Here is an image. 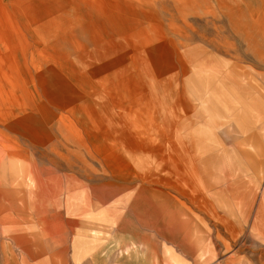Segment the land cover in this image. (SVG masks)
<instances>
[{"label": "rangeland", "instance_id": "1", "mask_svg": "<svg viewBox=\"0 0 264 264\" xmlns=\"http://www.w3.org/2000/svg\"><path fill=\"white\" fill-rule=\"evenodd\" d=\"M91 8L102 13L88 19ZM80 14L85 29L73 22ZM232 91L264 105V0H0V161L32 151L53 207L82 182L105 188L101 212L89 215L96 225H81L96 236L95 264H164L166 250L179 264H264V135L212 123L194 96ZM201 127L215 128L199 151L206 166L186 138ZM225 155L251 169L252 183L234 199L225 191L222 210L195 174ZM155 183L159 195L147 189ZM129 186L136 232L118 200ZM110 205L118 229L105 227Z\"/></svg>", "mask_w": 264, "mask_h": 264}, {"label": "crops", "instance_id": "2", "mask_svg": "<svg viewBox=\"0 0 264 264\" xmlns=\"http://www.w3.org/2000/svg\"><path fill=\"white\" fill-rule=\"evenodd\" d=\"M26 3L25 1L23 5ZM46 3L49 2L46 1ZM121 3L123 2L119 1L117 6H123ZM51 5L55 6V3ZM88 12L102 13L98 8H91ZM90 18L91 15L88 13V19ZM111 20H109L110 24L108 23L110 29L116 31L117 36L121 38L123 33L120 28H117V25L119 27L118 23L121 24L120 19H116V22H110ZM73 22L74 24L84 23L82 26L85 25V20L81 14ZM87 23L90 26L95 24L91 21ZM203 93H196L194 95L195 100L197 97L199 113L209 117L212 123L216 122L215 124L219 125V121H223V125L226 127H230L232 124L237 133L247 134L248 137L253 135L251 133L255 129L264 135V105L258 99L260 97L253 96V99H249L242 96L244 97V101H242L237 92L233 91L228 96L211 94L212 96L207 97ZM205 94L208 92L205 91ZM218 101L223 104L222 115L220 112L214 111V107L219 104ZM214 130L215 128L212 127H201L186 136L189 142L198 141L197 153L203 166H206V160H204L206 154L200 152L206 151L209 143L213 142L211 135H213ZM225 136L230 139L236 138V136L229 134ZM215 139L218 142L217 137ZM184 150L189 152V146L184 145ZM32 154V151L26 150L7 151L2 156L3 160L0 161V264H95L96 236L85 233L84 230H81V225H86L85 223L96 225V218L89 215L96 211L101 212L100 208L103 205L100 203L105 188H97L95 185L82 182L83 185H78L77 188L65 190L62 193L60 208L53 207V205H49L47 173L32 171ZM214 170L203 168L200 172L196 171L195 176L202 190L206 189L207 186L212 187L214 192L211 193V197L217 202L219 208L224 210L225 191H231V194H227V196L231 195L234 199V191L250 190L248 187L249 183H252L251 169L247 166L240 167L236 156L225 155L222 158H215ZM260 172L264 175L263 170ZM191 174H194V170ZM115 185H110V193H107L110 194V197H113L112 189H120V184ZM128 188L129 191L125 193L118 191L119 194L118 192L116 194H118L120 199H117L120 202L125 201L127 203V213L131 217L128 221L130 223L127 227L128 230L136 232L138 225L141 224V219L137 215L139 198L135 186ZM154 188L159 195L158 183H155V186L151 188L147 187L148 190ZM80 189H82V193ZM114 207L116 205H110L104 210V213L111 215L110 226L106 225V228L118 229L119 227L118 220H113V215L118 213L116 209H113ZM118 211L120 212V210ZM155 213L157 215L155 220L154 209H152L150 216L152 221L156 222L158 230V210ZM81 215H87V217L80 219ZM143 219L145 218L143 217ZM223 221L224 219L221 220V227ZM218 236L217 234L216 238ZM190 245L197 246L192 241ZM203 246L200 251V258L209 252V242ZM136 247V244H133L132 250L134 251ZM165 254L164 264H179V259L174 257L170 250H166ZM63 255L66 256L61 257Z\"/></svg>", "mask_w": 264, "mask_h": 264}]
</instances>
